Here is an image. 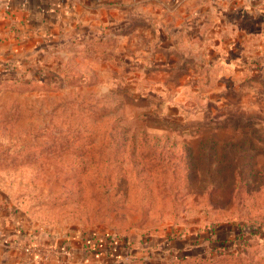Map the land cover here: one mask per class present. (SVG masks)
Instances as JSON below:
<instances>
[{
	"label": "rangeland",
	"instance_id": "374dc122",
	"mask_svg": "<svg viewBox=\"0 0 264 264\" xmlns=\"http://www.w3.org/2000/svg\"><path fill=\"white\" fill-rule=\"evenodd\" d=\"M31 4L0 0V264H264V0Z\"/></svg>",
	"mask_w": 264,
	"mask_h": 264
},
{
	"label": "crops",
	"instance_id": "0c3cea01",
	"mask_svg": "<svg viewBox=\"0 0 264 264\" xmlns=\"http://www.w3.org/2000/svg\"><path fill=\"white\" fill-rule=\"evenodd\" d=\"M26 2H27V6H29L30 4H31V0H25ZM31 5H38L37 3H36V1L33 3V4H31ZM30 5V6H31ZM38 10V9H37Z\"/></svg>",
	"mask_w": 264,
	"mask_h": 264
}]
</instances>
